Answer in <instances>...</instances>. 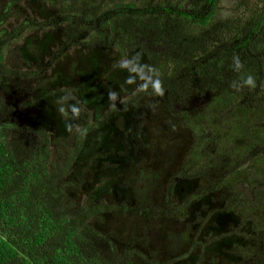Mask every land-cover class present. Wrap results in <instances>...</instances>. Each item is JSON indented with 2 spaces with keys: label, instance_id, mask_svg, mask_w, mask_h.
Segmentation results:
<instances>
[{
  "label": "trees",
  "instance_id": "1",
  "mask_svg": "<svg viewBox=\"0 0 264 264\" xmlns=\"http://www.w3.org/2000/svg\"><path fill=\"white\" fill-rule=\"evenodd\" d=\"M35 1L47 8L45 15H25L23 4L29 6ZM219 1L223 0H5L0 3V65L8 46L18 45L27 34L49 32V36L55 38L49 55L54 50V56L73 55L65 56L64 65L69 68L79 59L81 70L88 68L92 73L86 81L94 104L102 101V106L97 108L98 121L80 125V136L85 134L83 131L98 134L103 128L111 130L116 127L113 121L126 113L131 114L143 126V149L157 166L156 171L152 168L138 172L142 183L138 190L140 195L155 194L147 184L153 183L156 178L153 174H158V166H161L174 173V178L185 187H195L198 180L204 181L208 191H197L216 203L225 195H214L218 172L210 180L183 167L187 149L193 143V130L176 112L177 107L191 108L190 101L210 100L222 90L235 94V108L240 110L259 108L264 103L261 90L256 94V89L236 90L231 86L246 74H252L256 84L260 85L264 71V10L246 24L238 17L219 20L216 17ZM22 12L18 19L16 15ZM138 53L140 63L160 71L165 93L159 96L151 89L134 91L117 99L112 107L108 93L119 82L112 85L108 77L106 83L96 82L102 77L99 74L102 64L96 59L119 61L122 56L131 58ZM234 55H239L243 62L240 72L232 67ZM117 72L122 78L129 76L127 70L119 67ZM28 74L34 77L32 72ZM139 83L142 81L137 79ZM68 91L62 93L67 95ZM76 104L80 103L76 101ZM143 106L149 109L147 120L138 111H143ZM134 107L139 108L134 110ZM193 114H200V111ZM13 128L11 123L0 122V264H101L96 259L88 260V249L84 250L80 239L82 234L104 239L105 235L92 228L89 221L113 208L106 204H83L64 213L62 194L68 192L72 197L78 194L73 187L75 184L67 179L74 161L73 152L56 159L50 156L48 148L24 149L22 143L16 142ZM121 132L120 137H123L124 130ZM125 132L127 135L128 131ZM129 139H133L132 134ZM132 145L139 147L133 141ZM185 164L187 166V161ZM214 173L208 171L207 174ZM145 202L144 214L147 216L153 218L164 214L163 206L160 209L150 205L148 199ZM233 227H228L230 245L233 246L221 249L227 262L264 264L261 240L243 239L241 248ZM189 245L188 254L193 247H203L195 241ZM111 247L110 256L121 258L119 264H126L125 255ZM233 249L238 250L236 256ZM196 255L203 261L214 259L205 249Z\"/></svg>",
  "mask_w": 264,
  "mask_h": 264
},
{
  "label": "rangeland",
  "instance_id": "2",
  "mask_svg": "<svg viewBox=\"0 0 264 264\" xmlns=\"http://www.w3.org/2000/svg\"><path fill=\"white\" fill-rule=\"evenodd\" d=\"M218 7L217 19L238 17L246 24L264 10V0H223L218 2ZM23 9L25 15H45L47 11L36 1L29 6L24 3ZM22 14L16 15L17 18ZM49 34H27L18 45L8 46L0 65V73H3L0 122L14 125L13 136L24 149L48 148L50 156L56 159L73 152L74 161L67 179L75 184L73 187L78 194L73 197L68 192L62 194L64 213L83 204H106L113 208L89 221L92 228L105 235L104 239L97 235L94 238L81 236V244L90 255L88 260L119 264L121 258L110 256L112 246L118 254L125 255L126 264H206L204 261L229 264L221 252L233 246L229 225H234L238 246L243 248V239H260L264 249V103L259 108L240 110L235 108V94L222 90L210 100L190 101L191 108L177 107L176 112L193 130V143L186 152L187 166L185 161L183 167L210 180L218 172L214 195L225 194L221 201L212 203L208 195L197 191H208L204 181L198 180L195 187H185L174 178V173L161 166H158V174H153L156 175L153 183L147 184L155 194L143 197L138 191L142 187L138 172L152 168L156 171L157 166L143 149L145 141L139 119L126 113L113 121L116 123L113 129L103 128L98 134L83 131L85 134L81 137L79 126L98 121L97 108L102 106V101L94 104L86 81L92 73L88 68L81 70L79 59L69 68L64 65L68 53L54 56V50L49 55L55 40ZM96 62L102 64L99 73L102 77L95 81L101 84L109 78L112 85L119 82L113 88L119 93L118 99L135 91L137 85H127L124 83L127 78L119 76L117 60L98 57ZM261 75L260 85L254 88L256 94L260 90L264 93V71ZM67 90V95L72 96L67 103H80L81 112L76 119H71L70 113L65 117L58 110L57 101ZM143 108L138 111L147 120L149 109ZM196 111L200 114H193ZM69 123L71 131L67 127ZM121 129L123 137H120ZM131 134L133 139H129ZM132 141L139 147H134ZM208 171L215 173L208 175ZM147 199L153 207L162 209L163 206L164 214L153 218L144 214ZM191 241L203 247H193L188 254ZM203 249L214 259H198L196 254ZM237 252L233 249L235 256Z\"/></svg>",
  "mask_w": 264,
  "mask_h": 264
},
{
  "label": "clouds",
  "instance_id": "3",
  "mask_svg": "<svg viewBox=\"0 0 264 264\" xmlns=\"http://www.w3.org/2000/svg\"><path fill=\"white\" fill-rule=\"evenodd\" d=\"M140 54L138 53L134 57L123 56L119 61H117L116 66L122 70H127L129 76L125 80V84L133 85L137 84V79L142 81V83L137 84L135 91L137 92H148L149 89L155 95L163 96L165 89L163 86V81L161 79L160 71L154 67L140 63ZM232 67L236 72H240L243 69V62L241 61L239 55H234L232 57ZM234 89L240 90L243 88L254 89L256 87V79L252 74H246L239 78L238 81H234L231 85ZM119 97V93L116 91H110L108 93L109 101L112 102V107H115V102ZM72 99L71 95H65L59 98L57 103L60 105L59 112L68 117L71 114V119H76L79 117L81 108L73 103L68 104L67 101ZM69 131L72 129V125L69 123L67 125Z\"/></svg>",
  "mask_w": 264,
  "mask_h": 264
}]
</instances>
